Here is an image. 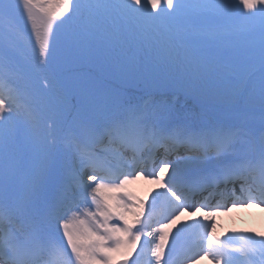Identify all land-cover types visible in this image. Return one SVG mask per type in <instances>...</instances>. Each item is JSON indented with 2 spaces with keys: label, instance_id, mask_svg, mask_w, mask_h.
Wrapping results in <instances>:
<instances>
[{
  "label": "snow or ice",
  "instance_id": "1",
  "mask_svg": "<svg viewBox=\"0 0 264 264\" xmlns=\"http://www.w3.org/2000/svg\"><path fill=\"white\" fill-rule=\"evenodd\" d=\"M229 204L264 207V0H0V264H264Z\"/></svg>",
  "mask_w": 264,
  "mask_h": 264
},
{
  "label": "rangeland",
  "instance_id": "2",
  "mask_svg": "<svg viewBox=\"0 0 264 264\" xmlns=\"http://www.w3.org/2000/svg\"><path fill=\"white\" fill-rule=\"evenodd\" d=\"M177 96L179 98L180 103H183L188 107H193L197 105V102L192 100L190 97L186 98L185 96H181V95H177ZM254 115L256 118V122L258 123L259 115H260L258 109L255 111ZM148 183H152L151 187L153 184H155L152 180H150ZM234 227H238L239 229L250 228L253 230H257L259 232L264 231V211L255 208V212L253 214L244 215L243 218L236 221L235 224L232 223V225L228 226V228H234ZM199 261L200 260L196 261L197 262L196 264H200Z\"/></svg>",
  "mask_w": 264,
  "mask_h": 264
},
{
  "label": "bare ground",
  "instance_id": "3",
  "mask_svg": "<svg viewBox=\"0 0 264 264\" xmlns=\"http://www.w3.org/2000/svg\"><path fill=\"white\" fill-rule=\"evenodd\" d=\"M130 183H133L135 186H137V188L138 189H136L135 187H132V189H133V192H135V194H136V196H138V194H142V193H145L147 190H148V187H149V185H147V183L145 182V178H137V179H135V180H132ZM129 187L130 188V185L129 184H127L125 187ZM239 207H230L229 208V210H231L230 212H229V216L230 217H233V216H235V215H237L236 213H237V209H238ZM252 208V207H251ZM228 211H218L215 215H214V223H215V226H217V227H219V226H226V225H224V224H227V219L226 218H223V217H225V215H224V213H227ZM223 214V215H222ZM183 215H184V213H183ZM183 215H181L180 217H179V219L180 220H185V219H187V217H188V213H186L184 216ZM195 215H197V216H202V215H199L198 213H195ZM185 216H187V217H185ZM222 216V217H221ZM244 216V215H243ZM243 216H236V217H233V218H231V220L233 221V220H235V218H240V219H242L243 218ZM126 217H128V219H131V216L130 215H127L126 214ZM220 218V219H219ZM173 231H175V230H173ZM219 232H216V235L217 236H219ZM205 262H209V259H207V258H203L202 257V260H200V263L201 264H203V263H205ZM195 264H196V262H195ZM208 264H210V263H208Z\"/></svg>",
  "mask_w": 264,
  "mask_h": 264
}]
</instances>
